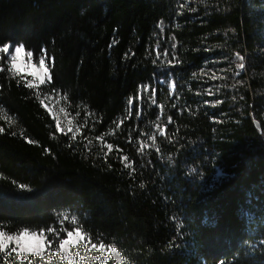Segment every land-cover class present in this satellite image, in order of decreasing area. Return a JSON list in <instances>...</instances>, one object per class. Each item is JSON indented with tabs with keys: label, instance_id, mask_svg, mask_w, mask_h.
Returning a JSON list of instances; mask_svg holds the SVG:
<instances>
[{
	"label": "trees",
	"instance_id": "16d2710c",
	"mask_svg": "<svg viewBox=\"0 0 264 264\" xmlns=\"http://www.w3.org/2000/svg\"><path fill=\"white\" fill-rule=\"evenodd\" d=\"M5 42L35 59L45 48L55 64L51 84L27 89L0 55V230L61 231L67 215L64 228L121 253L89 264H264V0H0ZM173 43L179 63L169 67ZM169 72L173 96L153 80ZM144 84L156 88L155 105L150 92L138 98ZM37 93L82 126L75 140L56 131ZM153 135L160 152L140 153ZM13 180L34 191L17 195Z\"/></svg>",
	"mask_w": 264,
	"mask_h": 264
},
{
	"label": "snow or ice",
	"instance_id": "6c2138e0",
	"mask_svg": "<svg viewBox=\"0 0 264 264\" xmlns=\"http://www.w3.org/2000/svg\"><path fill=\"white\" fill-rule=\"evenodd\" d=\"M185 2L187 3V0H185ZM181 7H184V5H181ZM192 11H195V9H193ZM159 27L161 29V32H163L164 25L161 24L159 25ZM115 43L116 41H113V45H110V47L114 46ZM171 47L173 50V58L171 60L167 59L169 52L168 49H165L163 53L165 60L162 61V63L166 62L169 67H174L175 65L173 61L179 63V60L176 59L174 54L177 45L173 43ZM159 49L160 45L158 43L156 46L157 59H159L161 55ZM40 53L41 54L39 56L38 64H36L33 62V51H26L24 44L21 43L18 46H15L14 49L8 42H5L2 44V46H0V54H6L8 58L7 72L11 75L12 78L19 77V79L16 80V83L19 85L21 82H23L24 87L27 89H38L40 85L51 84L53 81L52 69L55 64L54 57H50L45 48H41ZM235 60L238 61V63H236L235 65L237 70L235 75L238 77L246 68V57L244 55H241V53L238 51L235 53ZM155 63L156 61L154 60L153 64ZM4 70L5 69L0 66V72ZM221 71L224 70L221 69ZM201 74L207 75V73L204 72V69H201ZM168 75L169 79L167 80H165L163 77L159 80H156L155 74H153V80L157 84L167 85L169 96H173L175 95L176 83L172 78V74L170 72ZM193 75H195V73ZM27 76H31L32 79H27ZM209 78L215 81L218 79H222L223 77H220L215 72H212ZM239 83L243 82L240 81ZM140 88L141 92L138 98L142 99L143 94L150 92L152 97V104L155 105V96L157 91L156 88L151 87V85L149 84L141 85ZM207 94L209 96L215 95V93L212 92L211 89L208 90ZM197 95H200V93H197ZM37 98L39 99V93H37ZM178 98L179 97H177V99ZM233 99L235 100V97H233ZM240 99H243V97H240ZM39 102L46 109H48L49 113L54 115L56 131L59 133H65L66 128L67 132L72 134V139L75 140L77 134L81 132L82 126L73 127L72 120H67L66 125L63 124L59 116L53 113L52 109L49 108L47 103H45V99H39ZM128 103L129 106H131L133 101L130 99ZM222 103L223 101L221 100H216L214 103H211L208 100L204 101L205 105L211 106L213 108L216 107V105ZM176 107L177 105L173 104V108ZM159 108L161 111V115H163L164 106L159 105ZM59 111L60 113H64L65 119H67L68 114L66 113L65 109L61 107ZM188 111H190V109H188ZM141 114L142 110H137L136 116L138 119L140 118ZM127 119H131V113L129 114ZM211 119L214 123L223 122L222 120L217 119L215 116H212ZM123 123L124 121H120L119 123H117L116 128L119 129ZM173 123V117L168 116L167 124L163 126L158 125L156 131H158L161 136H167V128ZM256 126L259 128L260 124L257 123ZM3 131L4 129L0 128V133H2ZM13 135H15V133H13ZM25 139L29 144L36 143L31 139H27V137ZM97 139L103 142L102 137H97ZM149 139L152 143L150 145L142 144L139 152L143 153L145 148L151 147L155 148L156 152L159 153L160 148L156 145V136L153 135ZM169 142H172L170 137ZM89 143H91V141H89ZM106 147L108 148L109 152L113 150V145L111 143L107 144ZM44 151L47 153L50 150L46 148L44 149ZM104 155L106 159L108 153L106 152ZM120 160L125 168L132 167V165L128 162L127 157H121ZM192 171L195 172L196 169L193 168ZM216 176L220 179L226 178L225 174L220 169L216 170ZM12 183L16 186L17 195H23L25 193L30 194L34 191V189H32L28 184H17L15 180H13ZM140 187L143 188L144 184H141ZM68 220L69 217L67 215H63V218L60 220L61 231H57L55 227L51 226L47 227V229L41 228L39 231H30L27 227H25L12 234H9L7 231L0 230V258L4 260L5 264H8L10 257H12L13 264H36L37 258L39 259L41 264H89V261H107L109 256H114L118 261L122 260L121 253L120 251H118L117 247L110 244H105L102 241L100 243H93L88 233L83 231L81 227H74L72 230L64 228V222ZM71 223L74 225L77 224V217H71ZM176 227L179 230L181 228V225L177 224ZM61 232L66 233L64 238H61ZM49 235H52L54 239H49ZM259 244L260 246H264V240H261ZM80 248H83L84 255H81ZM72 249L76 250L73 252ZM94 250H99V252L106 253V255H104L103 257L90 255V253ZM221 264H225V262L222 261Z\"/></svg>",
	"mask_w": 264,
	"mask_h": 264
},
{
	"label": "rangeland",
	"instance_id": "374dc122",
	"mask_svg": "<svg viewBox=\"0 0 264 264\" xmlns=\"http://www.w3.org/2000/svg\"><path fill=\"white\" fill-rule=\"evenodd\" d=\"M15 46H17V45H12L11 47L14 49V47ZM0 55H3L5 58H6V61H8V58H7V55L6 54H0ZM38 61H39V57L38 58H34L33 57V62L34 63H36V64H38ZM236 63H238V61H235V65H236ZM236 68V67H235ZM236 69H234V71H233V73H234V76H235V73H236ZM23 74V73H22ZM27 79H32V77L31 76H27L26 77ZM48 103H50V105H48L49 106V108H51L52 109V112L53 113H55V114H57L58 116H59V118L62 120V122H63V124H67V120H69L68 118L67 119H65V115H64V113H60V106H59V104H57L56 103V101H54V100H51V99H49V102ZM47 111H48V109H47ZM49 112V111H48ZM51 114V113H50ZM51 116L54 118V115L53 114H51ZM65 131H67V129L65 128ZM76 249H72V251L74 252ZM80 253H81V255H84V251H83V248H80ZM90 255H93V256H101V257H103L104 255H106V253H101V252H99V250H94V251H92L91 253H90ZM111 257H114V256H109V258H111ZM108 258V259H109ZM95 262H103V261H95ZM95 262H92V261H89V263H95Z\"/></svg>",
	"mask_w": 264,
	"mask_h": 264
}]
</instances>
